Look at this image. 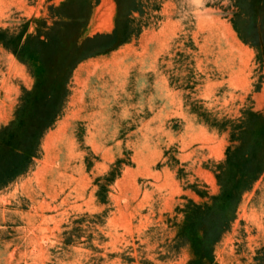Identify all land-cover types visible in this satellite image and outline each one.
<instances>
[{
  "label": "rangeland",
  "instance_id": "rangeland-1",
  "mask_svg": "<svg viewBox=\"0 0 264 264\" xmlns=\"http://www.w3.org/2000/svg\"><path fill=\"white\" fill-rule=\"evenodd\" d=\"M0 264H264V0H0Z\"/></svg>",
  "mask_w": 264,
  "mask_h": 264
}]
</instances>
